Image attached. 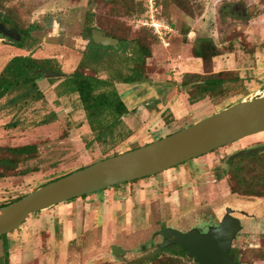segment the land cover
<instances>
[{"label": "rangeland", "instance_id": "374dc122", "mask_svg": "<svg viewBox=\"0 0 264 264\" xmlns=\"http://www.w3.org/2000/svg\"><path fill=\"white\" fill-rule=\"evenodd\" d=\"M157 3V19L172 31L164 42L152 33L155 40L142 26L148 16L146 8L143 10L144 0H10L0 7V17L7 26L27 34L19 43L23 49L0 37V73L13 57L31 56L51 59L54 68L63 74L48 82L56 87L48 99L43 87L47 79H43L37 82L43 94L40 101L29 99L9 104L17 92L0 100V159L12 158L8 149L23 146L36 149L31 158L21 161L15 171L0 179V209L50 181L113 154L151 144L233 105L264 97V44H261L264 0H157ZM232 3L238 7L234 14L226 7ZM244 12L248 21L238 19ZM89 28L112 33L125 43L110 49L97 48L89 37ZM134 41L150 48L145 74L178 79L185 75L180 76L185 69L197 75L198 83L205 78L223 80L222 94L197 105H189L184 98L177 97L174 103L177 115L188 118L167 124L168 118L162 124L141 125L133 116L126 115L121 120L131 136L123 142L116 137L113 145L110 140L108 145H100L94 140L78 96L60 95L59 86L64 75L70 76L88 52H96L102 59L88 63L90 69L86 74L114 81L120 73L127 77L134 67L131 59L137 52ZM204 41L218 50L217 57L207 63L194 55ZM116 89L122 92L123 84H117ZM188 90L179 93L187 97ZM166 92L167 89L158 92L161 101L169 98L170 93ZM139 113L136 112V119L143 111ZM166 115L164 112L161 117ZM125 121L135 123L131 127ZM258 147H264V133L155 177L35 214L20 229L0 239V264H4L6 253L10 264H195L192 257L191 260L180 256L175 249L160 252L158 247L164 241L159 233L165 229L207 233L220 224L228 209L235 211L238 219L240 214L245 216L243 230L232 250L241 264H261L256 251L261 255L264 252V197L242 194L264 192L259 183L260 177H264V154L230 161L234 154ZM20 171L29 173L22 176ZM233 171L243 180L241 184ZM232 185L240 194L230 192ZM79 203L81 206H77ZM113 246L127 254L116 259Z\"/></svg>", "mask_w": 264, "mask_h": 264}, {"label": "water", "instance_id": "95a60500", "mask_svg": "<svg viewBox=\"0 0 264 264\" xmlns=\"http://www.w3.org/2000/svg\"><path fill=\"white\" fill-rule=\"evenodd\" d=\"M89 34L97 46L116 47L119 43L104 36L98 29L90 30ZM40 72L47 80L61 77L54 72ZM263 133L264 97L238 103L156 142L72 172L38 188L17 202L2 207L0 237L12 234L31 216L55 206L162 174ZM258 153H264V147L240 151L231 156L230 161ZM231 213V210H227L219 226L209 229L206 234L195 229L187 233L173 229L161 231L159 235L163 237L164 244L159 248L163 250L168 246H178L197 264H239L229 254L236 235L243 227ZM112 254L116 259H121L126 252L113 246Z\"/></svg>", "mask_w": 264, "mask_h": 264}, {"label": "trees", "instance_id": "16d2710c", "mask_svg": "<svg viewBox=\"0 0 264 264\" xmlns=\"http://www.w3.org/2000/svg\"><path fill=\"white\" fill-rule=\"evenodd\" d=\"M9 1L10 0H0V7L3 8L4 5L7 4ZM144 9L145 6H143V10ZM92 29L94 28H89L87 30L88 34ZM147 30L152 35L153 31L150 29ZM99 31H101L104 36L117 40L120 44L125 43L123 38H120L112 33H107L103 30H99ZM152 36L156 40V37L154 35ZM134 42L135 43L133 44H135L137 52L135 54V57L131 59L132 62L134 63V67L131 70V74L128 75L127 77H122V74L120 73L118 74L119 79L114 81L113 79H109V78L101 79L96 75L86 74L85 71L90 69L89 67L90 64L88 63H94V61L98 62V60L102 59V57L99 55L98 52L97 54L100 57H97L95 55L96 52L95 53L88 52L85 54L81 62L78 64L77 68L70 76L66 77L64 75V81L59 86V88L61 89V92L59 93L60 95L75 94L78 96L79 102L86 114L89 127L95 136L94 140L100 145L102 144L108 145L109 144L108 140H110L111 141L110 143L113 145L117 142L115 140L116 137L120 139L119 141L123 142L131 136V131H125L126 127L125 125H123V122L121 120L123 117L128 115V109L125 106L124 102L122 101L121 96L116 89V85L123 84V85L131 86L148 81L149 74L147 73L145 74V66H146V60L151 57V51L147 45H145L141 41H134ZM16 46L20 49H23V47L20 44H17ZM96 47L100 49H104V47L101 46H96ZM194 55L197 59H200L203 63H207L212 58L217 57L218 50L214 47L213 44L204 41L201 44L199 50H197ZM40 71H49L60 74L61 76L63 75L61 71L56 70L54 68L53 61L51 59L38 60V59H34L31 56H27V57L18 56L12 58L0 73V100L16 92H17L16 97H14L9 102V104H16L17 102L29 100V99L32 101L42 100L43 94L39 90L37 86V82L43 80L45 75H43ZM196 77H197L196 74H185L182 80V85H181L182 89L189 88L187 92V101L190 105H195L206 98L210 100L214 99L215 97L222 94V87L224 86L223 80L216 78L214 79L205 78L203 82L198 83L199 81L195 80ZM53 80L56 79L48 80V82L52 83ZM169 122L171 121L166 120L165 124ZM134 149L137 148H133L132 150ZM8 151L12 155V158L0 159V169H1L0 179L7 177V175L10 174L8 172L15 171L18 167V164L21 161H25L31 158L32 154L35 153L36 149L34 146H23V147L8 149ZM263 154L259 156H254L253 158L248 159L247 161L257 159ZM117 155L119 154L116 153L113 154L112 156H117ZM28 173L29 171L19 172V174L22 176H25ZM232 174L236 177L238 183L241 184L243 180L239 178V174L234 171ZM65 176H62L60 178H63ZM58 179H55L53 181H56ZM259 180H260L259 183L264 189V177H260ZM118 187L119 186L113 188H118ZM230 192L236 195L240 194L239 191L233 187V185L230 186ZM242 195L255 197V198H262L264 197V192L257 193L256 191H250ZM23 197L17 198L10 203L4 204L1 206V208L8 206L14 202H17ZM85 197L87 196H84L82 198ZM7 236L8 235L1 236L0 239L6 238ZM172 249H175L177 251V254H179L180 256L191 259V257L188 256L186 252L178 246H174V245L169 246L163 250L159 248V251L165 252ZM256 253H257L258 262H264V252L262 255L258 251H256ZM229 255L234 259L236 263L241 264L236 252L231 250ZM5 259L6 260L4 261V264H10V260L7 253Z\"/></svg>", "mask_w": 264, "mask_h": 264}, {"label": "crops", "instance_id": "0c3cea01", "mask_svg": "<svg viewBox=\"0 0 264 264\" xmlns=\"http://www.w3.org/2000/svg\"><path fill=\"white\" fill-rule=\"evenodd\" d=\"M186 66V64H183ZM189 68V66H187ZM182 70V68H181ZM184 72V73H183ZM184 74H193L188 72L187 70L183 69L182 73H180V76ZM183 77L180 78H169L165 75H150L148 81L136 84V85H123V91L118 93L121 96L122 101L124 102L125 106L128 109V115L126 117H134V121L136 120L137 123H146L147 124H154V123H164L163 119L168 118L169 121H180L182 119L188 118L186 116H180L177 115V108L174 106V103H176V98L179 97L180 99L184 98V101L188 103L186 95L183 93H179L180 90H182V87L180 84H182ZM46 85V98H50V94L54 93V89L56 87L49 86L48 80L43 81ZM167 89L166 93L169 94V98L165 100H160L158 96V92L162 93V90ZM200 103V102H199ZM197 103V104H199ZM195 104V105H197ZM190 105V104H189ZM142 113L140 114L139 118H135L138 114L136 112ZM166 112V116L164 118L161 117V115ZM136 114V115H135ZM189 114V113H188ZM146 117L147 120H143ZM132 119V118H129ZM127 122V124H134L135 122ZM198 121H195L194 123H197ZM131 126V125H130ZM132 127V126H131ZM90 196V195H89ZM81 206V203H79ZM54 208V207H53ZM116 211V210H115ZM114 211V212H115ZM112 212V211H111ZM55 240V239H54ZM261 264H264V262H260Z\"/></svg>", "mask_w": 264, "mask_h": 264}, {"label": "flooded vegetation", "instance_id": "af4514ba", "mask_svg": "<svg viewBox=\"0 0 264 264\" xmlns=\"http://www.w3.org/2000/svg\"><path fill=\"white\" fill-rule=\"evenodd\" d=\"M229 7V10H230V12L231 13H235L236 11H238V7H237V5L236 4H234V3H232V4H227L226 5V7ZM236 17V16H235ZM239 20H242V21H248L249 20V17L247 16V14L244 12L243 14H240L239 15V18H238ZM240 30V29H239ZM4 32V33H3ZM25 35H27L26 33H22V32H20V31H18L17 29H15L14 27H12V26H7V24H6V22L5 21H3L2 19H1V17H0V37H4L3 39H9L10 41H12V42H14V43H16V45L17 44H19L23 39H24V37H25ZM259 36L260 37H262L261 36V33H259ZM91 38V37H90ZM92 40V39H91ZM92 43H93V40H92ZM94 44V43H93ZM261 44H264V41H263V39H261ZM17 49H20V48H18L17 46H15ZM102 47V46H101ZM109 48V47H108ZM16 57H18V56H16ZM14 58V57H13ZM235 144V143H234ZM233 145V144H232ZM211 153H213V152H211ZM210 154V153H209ZM203 157V156H202ZM201 158V157H200ZM198 159V158H197ZM176 168V167H175ZM174 169V168H173ZM153 177H155V176H153ZM149 178H152V177H149ZM146 179V178H145ZM142 180H144V179H142ZM142 180H138V181H135V182H139V181H142ZM135 182H133V183H135ZM130 184H132V183H130ZM228 210H231V209H228ZM232 211V213H231V215H232V217H234V218H236V219H238L237 218V216H235V211H233V210H231ZM239 213H241V212H239ZM226 215V214H225ZM241 215V218H239L238 220L241 222V226H242V219L243 218H245V216H242V214H240ZM225 217V216H224ZM223 217V218H224ZM223 220V219H222ZM221 223V222H220ZM219 226V225H218ZM217 226V227H218ZM216 227V226H215ZM215 227H213V228H215ZM165 230H168V229H165ZM196 230V229H195ZM164 231V230H163ZM197 231H199V230H197ZM209 231V230H208ZM207 231V232H208ZM200 232V231H199ZM200 233H202V232H200ZM241 233V232H240ZM202 234H206V233H202ZM238 235V234H237ZM237 235H236V238H237ZM162 237V236H161ZM163 238V237H162ZM236 240V239H235ZM163 241H164V239H163ZM164 243V242H163ZM169 247V246H168ZM232 250V249H231ZM126 252V251H125ZM127 254V253H126ZM125 254V255H126ZM124 255V256H125Z\"/></svg>", "mask_w": 264, "mask_h": 264}, {"label": "built area", "instance_id": "2783aa9c", "mask_svg": "<svg viewBox=\"0 0 264 264\" xmlns=\"http://www.w3.org/2000/svg\"><path fill=\"white\" fill-rule=\"evenodd\" d=\"M144 3L148 16L142 26L152 30L155 36H157L160 41L164 42L165 37H167L172 31L157 19V14L159 13L157 0H144Z\"/></svg>", "mask_w": 264, "mask_h": 264}]
</instances>
